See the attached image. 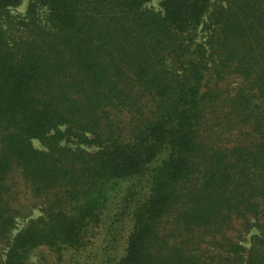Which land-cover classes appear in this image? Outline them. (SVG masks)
<instances>
[{
	"label": "trees",
	"instance_id": "trees-1",
	"mask_svg": "<svg viewBox=\"0 0 264 264\" xmlns=\"http://www.w3.org/2000/svg\"><path fill=\"white\" fill-rule=\"evenodd\" d=\"M21 1L0 264H264V0Z\"/></svg>",
	"mask_w": 264,
	"mask_h": 264
},
{
	"label": "rangeland",
	"instance_id": "rangeland-1",
	"mask_svg": "<svg viewBox=\"0 0 264 264\" xmlns=\"http://www.w3.org/2000/svg\"><path fill=\"white\" fill-rule=\"evenodd\" d=\"M29 2H30V0H22L21 4L19 6L11 8V13H13L14 15L26 14ZM161 3H162V0H153L148 4V6L155 8L157 10H160V9H162ZM34 144L36 147L43 148V146L39 140H34ZM39 214H40L39 210L36 209V210H34L32 217H36ZM27 221H28V219H20L19 223H18V229L17 230L21 229L27 223ZM256 231H257L256 229H253L250 233L247 234V239L244 242L247 246L250 245L249 240L251 238V235L253 233H256ZM41 256H47V257L51 258V252L49 251L48 248H41L35 252V254L31 258V260L34 262L38 261L39 257H41Z\"/></svg>",
	"mask_w": 264,
	"mask_h": 264
}]
</instances>
